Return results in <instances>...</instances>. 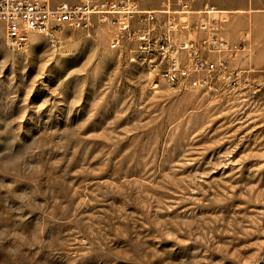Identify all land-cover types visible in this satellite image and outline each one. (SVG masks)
<instances>
[{"label":"rangeland","instance_id":"1","mask_svg":"<svg viewBox=\"0 0 264 264\" xmlns=\"http://www.w3.org/2000/svg\"><path fill=\"white\" fill-rule=\"evenodd\" d=\"M187 1L247 19L236 90L150 83L104 27L0 26V264H264V9Z\"/></svg>","mask_w":264,"mask_h":264},{"label":"built area","instance_id":"2","mask_svg":"<svg viewBox=\"0 0 264 264\" xmlns=\"http://www.w3.org/2000/svg\"><path fill=\"white\" fill-rule=\"evenodd\" d=\"M159 10L141 9L134 0H0V24L6 45L18 51L30 35L56 41L64 28L88 32L94 25L110 30L108 47L132 43L131 62L150 74V83L171 89L234 91L242 71L234 62L249 53L248 34L237 42L223 35L231 13L205 6L193 11L187 0H158ZM218 15V22H211Z\"/></svg>","mask_w":264,"mask_h":264},{"label":"crops","instance_id":"3","mask_svg":"<svg viewBox=\"0 0 264 264\" xmlns=\"http://www.w3.org/2000/svg\"><path fill=\"white\" fill-rule=\"evenodd\" d=\"M138 1L141 3L140 5L139 4L138 5L140 6L141 9H144V10H159L160 7H161V5L156 3L155 0L154 1L153 0H138ZM113 2H116V1H113ZM248 7L252 8V9H264V0H252V1H250L248 3V5L242 4L240 10H236V11H247ZM193 11H199V10H193ZM224 11H227V12L231 13V15H230V19H229L228 24L225 25L224 28H223L222 35L226 39L231 41V42H237V41H239L241 39L240 36H239L238 28L240 26L241 27L242 26L245 27L247 25V19L245 17L232 15V14H234V13H232V11H234V10H224ZM0 26H1V29H2V25L1 24H0ZM227 26H230V32H226L225 28ZM254 51L257 52V53H260V50L258 48H255ZM257 64L260 65V66H263L264 62L262 60L261 61H257Z\"/></svg>","mask_w":264,"mask_h":264},{"label":"bare ground","instance_id":"4","mask_svg":"<svg viewBox=\"0 0 264 264\" xmlns=\"http://www.w3.org/2000/svg\"><path fill=\"white\" fill-rule=\"evenodd\" d=\"M211 22H217V19L211 17ZM28 45H29V43L26 45V47H19V48H18V51H20V52H21V51H22V52L26 51V49L28 48ZM154 87H157V85H154Z\"/></svg>","mask_w":264,"mask_h":264}]
</instances>
